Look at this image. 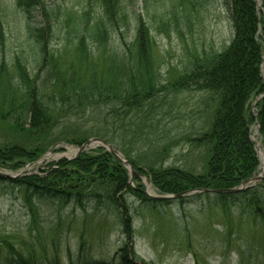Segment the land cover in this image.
I'll use <instances>...</instances> for the list:
<instances>
[{"label": "trees", "instance_id": "16d2710c", "mask_svg": "<svg viewBox=\"0 0 264 264\" xmlns=\"http://www.w3.org/2000/svg\"><path fill=\"white\" fill-rule=\"evenodd\" d=\"M13 1L20 8L23 18L17 25L14 24L15 15L3 5L4 0H0V87L5 83L6 93L10 96L18 94L19 97L13 98L11 102L2 97L0 110L6 109L7 118L12 121L14 130L20 132L21 138L18 143L0 145L1 169L18 172L38 160L58 142L80 147L91 135L119 151L134 169L135 178L146 177L162 195L231 190L256 174L260 162L250 139V126L255 124L258 127L259 141L264 151V80L260 72L263 46L259 38L261 34L264 39V16L257 13L254 0H223L230 23L227 43L219 51L192 59L188 69L168 84L173 91L204 92L207 95L205 112L209 107L215 108L208 129L203 131V128L197 134L198 137L192 140L210 152L206 171L202 174L180 167L157 165L163 160V150L162 155L157 153V156H153L154 160L147 159V163L142 157L133 158L130 149L139 150L140 140L121 143L115 137L110 138L103 132L107 128L103 123L101 127L97 126L87 133L76 132L64 139L53 136L59 120L56 115L65 104L82 114L88 109L100 112L101 106H109L111 112L104 114L102 121L107 123L108 115L113 120L112 125L115 119L120 121L123 118L124 121L128 118L129 125L141 131L146 124L144 120L138 122L141 114L136 117L157 93V83L153 78L136 82L138 78L134 73H119L121 80L99 87L96 78L91 76L82 86L70 80L69 87L60 88L57 78H44L41 82L34 74L49 56V42L60 39L58 35L67 43L74 41L73 52L86 61L94 57L95 50L106 51L116 36L122 48L119 52L120 61H127L129 57L128 61L135 60L137 64L147 67L154 39L150 26L142 16L130 13L128 5L132 0H74L70 7L47 4L46 0ZM187 1L175 0L172 8H181V13L170 11L173 29L179 35H182L179 19H183L185 25L190 20L186 13ZM143 5L150 12L154 30L168 33L169 24L163 20L161 12L163 0H143ZM77 6L81 10L75 9ZM34 12L41 17L38 24L32 22ZM128 30L132 32L129 44L125 41ZM10 32H14L13 38L8 36ZM12 40L19 43L16 52L10 50ZM126 68L128 72L132 67L127 64ZM8 69L14 71L13 75L3 78L2 75L7 74ZM49 92L51 96L46 99ZM257 98L259 100L254 110L253 103ZM17 104H21V108L18 109L19 116L15 118V114L8 112L20 106ZM210 115L209 110L208 119ZM2 117L5 118V115ZM122 144L129 148L126 149ZM149 150L152 149L149 147ZM1 182L9 183L23 193L30 212V202L35 199L46 201L59 210L72 206L81 211L106 208L116 213L127 241L116 252V261H94L81 253L78 264H138L133 250L128 246L132 240V230L130 211L123 203V195L130 192L143 205L161 204L146 198L141 188H131L122 163L102 148L82 153L71 161L60 160L54 167L47 168L43 175L0 179ZM183 199L180 197L177 201L182 202ZM191 200L218 209L228 221V228L233 225L235 231L237 227L242 229L253 224L252 231L257 233L258 227L264 226V179L244 191L197 193L191 196ZM159 202L169 204V201ZM232 211H236L246 224L241 225V221L232 218ZM4 246L5 252L0 249V264H60L56 257L42 263L11 245Z\"/></svg>", "mask_w": 264, "mask_h": 264}, {"label": "rangeland", "instance_id": "374dc122", "mask_svg": "<svg viewBox=\"0 0 264 264\" xmlns=\"http://www.w3.org/2000/svg\"><path fill=\"white\" fill-rule=\"evenodd\" d=\"M46 1L47 4L66 7L72 6L74 2V0ZM254 2L258 14L264 16V1L254 0ZM3 3L8 11L15 15L14 24L21 23L22 13L16 3L13 0H4ZM174 3L175 0H163L162 17L169 24V31L166 34L154 30L155 24L149 10L144 8L143 0H132L128 5L130 13L140 14L151 28L154 45L147 67L144 64H137L135 60L128 61L129 57L127 61H120L119 52L122 48L118 45L116 36L110 41L106 51L95 50L94 57L89 61L73 52L74 41L67 43L61 35H58L57 38L60 39L49 42V56L39 71L34 73L41 82L44 78L53 77L57 78L60 88L69 87L70 80L75 85L78 83L82 86L92 76L101 87L114 80H121L119 73H134L138 78L136 82L153 78L157 83V93L149 99L142 113L140 112L136 117L141 114L138 122L142 120L146 122L141 131L129 125L128 118L124 121L120 118L121 122L115 119L112 125L113 120L107 115V123H104L102 117L109 113L111 108L109 106H101L100 112H92L88 109L82 114L65 104L56 115L59 120L53 132L54 137L64 139L76 132L87 133L86 131L97 126L101 127L103 123L107 126L103 132L110 138L115 137L123 143L140 140L141 148L137 151L132 150L130 144V153L135 159L142 157L147 163V159L153 161V156H157V153L162 155L163 150L165 153L162 162L157 164L159 166L180 167L196 174L206 171L210 157L209 149L196 145L192 140L198 137L197 134L203 128V131L208 129L215 108L209 107L205 112L207 95L204 92L173 91L168 84L182 75L195 57L219 51L229 39L230 23L223 0H188L186 13L190 16V20L185 25L183 19H179L178 26L182 32V35H179L173 29L170 20V11L181 13V8H172ZM75 9L81 10V7L77 6ZM95 10L97 11V8ZM33 15L32 22L38 24L41 21L40 15L36 12ZM5 29L7 30V27ZM13 34L14 32H10L8 36L13 38ZM126 34L125 41L129 44L131 30ZM259 38L264 50V39L261 34ZM18 45L17 41L12 40L9 45L10 50L16 52ZM127 64L132 67L131 71L127 72ZM13 73L14 71L8 69L7 74L4 73L2 77L6 78ZM261 75L264 78V53ZM4 84L2 83L0 87V99L2 100L3 97L7 102H11L13 98L17 99L18 94L10 96L6 93ZM50 96L49 92L46 99ZM208 103H212L209 98ZM17 105L20 106L8 112L15 114V118L19 116L18 109L21 108V104ZM4 111H6L4 108L0 110V145L18 143L21 138L20 132L14 130L12 121L7 118ZM2 115H5V118ZM207 119L209 123L206 126ZM257 129L255 124L251 125L250 134L259 141V135L256 136ZM90 136L89 139L93 138ZM122 145L126 149L129 148L128 145ZM259 145L261 146L260 141ZM149 147L152 150H149ZM95 150L97 146L92 145L86 152ZM261 151L264 154L262 148ZM77 153V146L58 142L38 160L24 168L28 169V176L43 175L47 168L54 167L63 159L71 161ZM259 161L260 166L256 175L261 172L263 162L261 155ZM124 169L131 188H141L145 197L150 200L164 197L152 187L146 177L135 178L129 167L124 166ZM0 172L11 177H15L18 173L1 168ZM191 196L183 197L182 202L172 199L169 204L157 201L161 204L154 206L150 203L143 205L138 197L130 192L123 195V203L130 211L132 230V240L128 242V246L133 250L138 264H264V226L258 227L257 233L252 231L253 224L242 229L237 227L235 231L233 225L228 228V221L218 209L211 205L196 203L191 200ZM30 205L32 212L21 191L9 183H0V249L4 252V244H6L42 263H47L56 257L60 264L71 262L78 264L81 253L94 261L114 262L116 252L127 242L119 217L112 210L108 211L104 208L93 211L87 208L81 211L72 206L59 210L46 201L35 199ZM231 217L241 221V225L246 224V221L243 222L244 220L238 217L236 211L231 212Z\"/></svg>", "mask_w": 264, "mask_h": 264}, {"label": "water", "instance_id": "95a60500", "mask_svg": "<svg viewBox=\"0 0 264 264\" xmlns=\"http://www.w3.org/2000/svg\"><path fill=\"white\" fill-rule=\"evenodd\" d=\"M256 104V103H255ZM94 144H98L100 145L102 148H105L107 151H109L112 155H114L115 157H117L121 163L125 166H128L129 164L117 153V151H115V149H113L111 146L104 144L102 141L98 140V139H91L88 140L87 142H85L78 150L77 155L83 153L88 147H90L91 145ZM253 144H254V148L257 152V154H260V150L258 147V142L256 140H253ZM263 162L261 165V173L258 176H255L247 181H245L243 183V185L240 188H235V189H231V190H225V191H210V190H199V193H206V192H212V193H237L239 191L245 190L247 188H249L252 184H255L258 181H261L264 178V169H263V163H264V157L262 156ZM131 174L133 175V170L130 168ZM26 174V171H23L21 174L15 176V177H11L7 174L1 173L0 172V178L1 179H6V178H18L20 176H23ZM185 194L182 195H177L176 197H181L184 196ZM173 197H157V198H153L154 200L157 201H162V200H169L172 199Z\"/></svg>", "mask_w": 264, "mask_h": 264}, {"label": "bare ground", "instance_id": "6f19581e", "mask_svg": "<svg viewBox=\"0 0 264 264\" xmlns=\"http://www.w3.org/2000/svg\"><path fill=\"white\" fill-rule=\"evenodd\" d=\"M27 171H28V169H27Z\"/></svg>", "mask_w": 264, "mask_h": 264}]
</instances>
